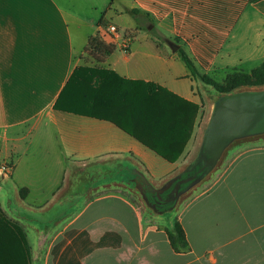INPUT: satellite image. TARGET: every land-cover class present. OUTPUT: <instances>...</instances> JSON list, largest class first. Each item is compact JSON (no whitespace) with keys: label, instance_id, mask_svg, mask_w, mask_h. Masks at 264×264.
Segmentation results:
<instances>
[{"label":"crops","instance_id":"obj_1","mask_svg":"<svg viewBox=\"0 0 264 264\" xmlns=\"http://www.w3.org/2000/svg\"><path fill=\"white\" fill-rule=\"evenodd\" d=\"M111 24L115 36L107 33ZM96 36L115 46L99 66L158 85L162 104L197 106L196 128L202 111L212 114L224 95L192 78L178 49L217 83L251 73L264 61V0H0V161L12 165L15 197L27 189L17 208L38 243L49 245L45 264H264V149L258 147L236 155L212 187L178 212L186 251L170 247L166 218H145L118 188L89 219L86 196L72 202L65 189L75 167H106L102 182L136 181L173 202L186 189L179 186L175 195V185L190 171L184 173L183 154L193 136L170 163L108 121L53 109ZM185 114V122L176 116L162 150L189 131L192 113ZM39 158L48 169L34 179ZM11 222L22 227L21 220Z\"/></svg>","mask_w":264,"mask_h":264},{"label":"trees","instance_id":"obj_2","mask_svg":"<svg viewBox=\"0 0 264 264\" xmlns=\"http://www.w3.org/2000/svg\"><path fill=\"white\" fill-rule=\"evenodd\" d=\"M91 48L100 55L98 60L102 62L105 56L114 51L115 46L112 43H105L96 36L89 39L85 51ZM177 53L192 78L218 94L228 95L240 87L264 86V61L249 74H229L222 83H217L207 75L201 74L182 49H178ZM159 90L160 87L154 83L125 79L106 68L78 66L59 94L53 109L108 121L166 161L174 163L182 155L190 139L191 129L189 128L181 140L168 141L164 150L160 147L161 141L173 134L177 115L185 122L187 118L185 113L191 112L193 124L198 107L185 101H181L177 107L171 102L162 104L158 98ZM199 168L200 166L193 170L197 175L180 188L185 189L205 173V171L196 173ZM187 174L189 172L186 176ZM149 197V203L156 207L167 204V208H170L174 201L173 196H164L158 192L150 194ZM166 234L174 252L188 249L183 229L178 221L171 229L166 230ZM25 244L26 238L21 227L11 222L0 211V247L6 250L5 255L10 264L24 263L12 262V258L16 259L18 251L22 250Z\"/></svg>","mask_w":264,"mask_h":264},{"label":"rangeland","instance_id":"obj_3","mask_svg":"<svg viewBox=\"0 0 264 264\" xmlns=\"http://www.w3.org/2000/svg\"><path fill=\"white\" fill-rule=\"evenodd\" d=\"M99 58L100 55L91 48L86 50L84 54L81 55L80 64L81 66H87V67H101L99 66V60H98ZM261 90H264V87L255 88V89L242 88L238 90L236 89L230 94L240 93V92L261 91ZM213 101L215 102L216 98ZM210 113L211 112H209V114L206 115L205 111H202L196 128L194 127V123L191 124L192 125L190 127L191 133L189 135L190 137L193 136V147L187 154L185 152L183 154L184 173L187 171V168H190L191 162L195 160L197 158V155L200 153L203 137L211 117ZM2 135H3L2 132H0V143H1ZM248 146H252V149L257 147L258 149H264V133L241 137L232 140L224 148L221 156L219 157L215 165L210 170H207L205 173H203L202 176L198 177L194 182L186 186L184 192L181 195L177 196L175 202L172 203L171 207L166 209L167 211H165L164 209L167 208V204L158 207V209L157 208L154 209V207L156 206L149 203L150 193L148 192L146 187L144 188L143 186H141L139 182L122 181L120 183V181H117V183H109V184L102 182V180L109 175L108 173L110 170L107 169L106 167L102 168L99 166L88 165L86 167H81V168H77V167L72 168L71 170L72 177L68 185V188L65 189V192H70L72 196L71 198L73 199L72 202L77 200L79 197L82 198V196H86V201H87L86 215L87 218L89 219L94 214L95 206L98 205V201L103 196L109 195V190H111L112 188H118L121 197L127 199L128 201L136 205L138 207L140 214L141 212L142 213L144 212L145 218H150L151 220H157V221L159 220L162 221V218H166L167 223L168 224L171 223L170 227L167 228L168 230L173 227L176 221L180 223V221L177 219L178 212L182 211L185 208V206L191 203V201L194 199L193 195H195L199 191L201 192L212 187L214 180L219 175L222 174V172L227 168L231 160L239 153L246 151L248 149ZM36 163L42 165L39 166V168H41V171L40 172L34 171L32 177L34 179H40L41 176H43L44 174V170L46 171L48 169V166L40 158L37 159ZM3 164L9 166L11 171L5 174L0 173V211L10 221L11 219L17 221L21 220L20 222L21 226L27 229L24 219L28 220L29 218L26 217V213L22 211L20 212L17 208L18 205L17 199L19 200V197L24 198L27 189L21 188L17 190L18 198L15 197L13 185L10 179L12 174V165L0 161V166H2ZM111 170L114 171L115 169L112 168ZM188 175L189 177H195L197 174H194L193 170H191L189 171V174H187L185 179L188 178ZM129 189L130 191L128 192L127 190ZM168 197H170V195H168ZM36 222L41 223L40 220H37ZM36 232L27 229L29 241L27 243L26 240L25 246L23 247L22 250L18 251L16 259L12 258V262L17 261L18 263H21L22 261H24L23 264H45V258L47 255L49 245L39 244L38 242L40 239L35 238ZM5 254H6V250L0 247V264H10L9 259Z\"/></svg>","mask_w":264,"mask_h":264},{"label":"water","instance_id":"obj_4","mask_svg":"<svg viewBox=\"0 0 264 264\" xmlns=\"http://www.w3.org/2000/svg\"><path fill=\"white\" fill-rule=\"evenodd\" d=\"M169 47L172 52L178 49L174 43H169ZM261 133H264V90L224 95L213 108L200 153L189 170L198 166L196 173L210 170L232 140ZM192 179L179 181L174 187L175 195L181 184Z\"/></svg>","mask_w":264,"mask_h":264},{"label":"built area","instance_id":"obj_5","mask_svg":"<svg viewBox=\"0 0 264 264\" xmlns=\"http://www.w3.org/2000/svg\"><path fill=\"white\" fill-rule=\"evenodd\" d=\"M107 33H109L111 36H115L117 33H118V30L117 28L114 26V25H108L107 28ZM129 43H130V40L129 38H124L122 40V43H121V48L124 50V51H127L128 50V47H129ZM11 171L10 167L3 164L2 166H0V173H7ZM5 176V175H4Z\"/></svg>","mask_w":264,"mask_h":264},{"label":"flooded vegetation","instance_id":"obj_6","mask_svg":"<svg viewBox=\"0 0 264 264\" xmlns=\"http://www.w3.org/2000/svg\"><path fill=\"white\" fill-rule=\"evenodd\" d=\"M170 197H172V195H170Z\"/></svg>","mask_w":264,"mask_h":264}]
</instances>
